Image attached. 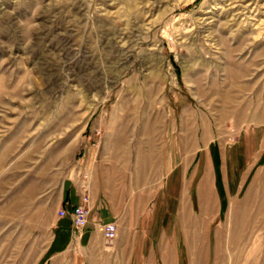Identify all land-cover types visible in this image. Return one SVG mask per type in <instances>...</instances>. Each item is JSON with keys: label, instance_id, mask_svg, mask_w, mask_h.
<instances>
[{"label": "rangeland", "instance_id": "374dc122", "mask_svg": "<svg viewBox=\"0 0 264 264\" xmlns=\"http://www.w3.org/2000/svg\"><path fill=\"white\" fill-rule=\"evenodd\" d=\"M91 170L118 219L75 262L194 264L191 218L202 264H264V0H0V264Z\"/></svg>", "mask_w": 264, "mask_h": 264}, {"label": "crops", "instance_id": "0c3cea01", "mask_svg": "<svg viewBox=\"0 0 264 264\" xmlns=\"http://www.w3.org/2000/svg\"><path fill=\"white\" fill-rule=\"evenodd\" d=\"M100 185L99 176L93 170L84 179L70 177L65 181L64 191L59 197L58 207L66 209V215L57 223L55 238L50 240L46 250V259L38 264H85L75 262L80 248L95 239H106L102 232V225L108 222L116 224L117 208L113 204L112 196L108 195ZM84 202L88 208L87 221L80 229H74L71 224L70 211L78 203ZM107 202V203H106ZM142 209V206L140 205ZM101 255H104L101 249ZM77 257L73 259L72 257ZM90 260L86 264H104L101 260Z\"/></svg>", "mask_w": 264, "mask_h": 264}, {"label": "bare ground", "instance_id": "6f19581e", "mask_svg": "<svg viewBox=\"0 0 264 264\" xmlns=\"http://www.w3.org/2000/svg\"><path fill=\"white\" fill-rule=\"evenodd\" d=\"M235 69V68H234ZM203 135V134H202ZM205 135V134H204ZM191 143V142H190ZM191 147V146H190ZM191 149V148H190ZM206 181L207 178H206ZM201 184H204V183H200ZM207 183H205V186H203V189L206 188L207 190ZM209 186V185H208ZM259 188V187H258ZM254 189V188H253ZM252 189V190H253ZM204 192H205V189H204ZM207 194V191L205 192ZM255 194V193H254ZM253 194V195H254ZM208 195V194H207ZM202 196L204 197V195L202 194ZM209 196V195H208ZM207 198V197H205ZM203 200V199H202ZM206 200V199H205ZM253 202V201H251ZM261 202V201H260ZM207 204V203H206ZM263 204V203H262ZM242 205V204H241ZM248 205H249V202H248ZM202 206V205H201ZM208 206V205H207ZM203 207V206H202ZM204 208H205V205H204ZM207 208V207H206ZM247 209V208H246ZM205 210V209H204ZM207 210V209H206ZM236 210V209H235ZM201 211H203V208L201 209ZM205 212V211H204ZM211 212V211H210ZM234 212V211H233ZM207 213V212H205ZM256 215V214H255ZM235 216V214H234ZM247 216V215H246ZM245 216V217H246ZM205 222V219L202 220ZM196 222H198L196 220ZM235 222V221H234ZM247 222H248V218L247 219H239V222L238 224L235 223V226H236V230L232 231V233H230V236L228 237V245L230 246V250L233 251L234 249H239V244L241 243L240 239L242 238V236L245 237L244 235V231H245V234L247 233L246 232V229H247ZM250 223V221H249ZM186 224L189 226L188 228H190V231H191V235L189 236L190 238V247H191V251L192 253L194 254V259L192 257V259L194 260V264H202V261H203V253H202V249H201V245L198 246L197 244V237H196V223L194 220H192L191 218L189 219H186ZM251 224V223H250ZM204 225V224H203ZM249 226V225H248ZM203 227V226H201ZM198 231V230H197ZM247 235V234H246ZM198 236V235H197ZM245 239V238H244ZM242 240V239H241ZM229 250V251H230ZM233 254L232 253H229L228 257L230 259V264H234L235 262H233V260H231V256ZM193 256V255H192ZM221 258V257H220ZM236 258V257H235Z\"/></svg>", "mask_w": 264, "mask_h": 264}, {"label": "built area", "instance_id": "2783aa9c", "mask_svg": "<svg viewBox=\"0 0 264 264\" xmlns=\"http://www.w3.org/2000/svg\"><path fill=\"white\" fill-rule=\"evenodd\" d=\"M58 215L59 217H64L66 215V209L64 207L59 208ZM87 215H88V207L84 202L74 205L69 214L73 228L76 229L82 228L87 221ZM101 229L104 236L108 238L114 237L115 225L113 223L103 224Z\"/></svg>", "mask_w": 264, "mask_h": 264}]
</instances>
